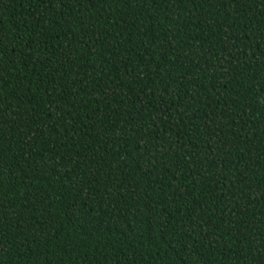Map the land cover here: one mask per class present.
Masks as SVG:
<instances>
[{"label":"trees","instance_id":"1","mask_svg":"<svg viewBox=\"0 0 264 264\" xmlns=\"http://www.w3.org/2000/svg\"><path fill=\"white\" fill-rule=\"evenodd\" d=\"M0 264H264V0H0Z\"/></svg>","mask_w":264,"mask_h":264}]
</instances>
